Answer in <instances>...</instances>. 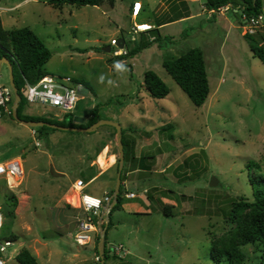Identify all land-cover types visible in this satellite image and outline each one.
I'll list each match as a JSON object with an SVG mask.
<instances>
[{
	"label": "rangeland",
	"instance_id": "374dc122",
	"mask_svg": "<svg viewBox=\"0 0 264 264\" xmlns=\"http://www.w3.org/2000/svg\"><path fill=\"white\" fill-rule=\"evenodd\" d=\"M134 1L115 0L113 7L106 1L99 6L65 4L55 10L38 2L19 8L36 9L44 19L47 35L42 40L51 50L46 72L89 86L71 113L82 114L85 124L97 106L98 119L118 122L125 140L132 146L136 142L134 150L125 147L126 158L132 151L136 156L149 155L144 163L153 162L158 168L132 180L128 171L139 159L125 161L124 204L110 215L105 241L121 243L126 253L107 254L104 264H261L260 244H242L238 236L236 222L243 214L236 221L224 218L238 198L252 200L250 176L264 175V64L249 46L250 40L259 44L260 35L244 37L239 14L205 19L200 1L188 4L194 15L186 22H172L183 17L184 0H137L141 8L132 17ZM141 20L168 22L159 28L162 47L153 43L132 57L114 56L118 45L110 40L122 38L129 49L141 37L131 41L130 27ZM105 46L109 52L103 50ZM192 47L202 50L209 80V95L201 106L191 103L162 66L164 59ZM117 62L122 70L115 68ZM147 69L168 87L165 97L153 98L144 88ZM0 84L9 86L2 77ZM30 107L47 117L64 115L49 105ZM6 122L10 127H5ZM20 124L10 112L0 119V162L18 158L23 166L20 185L12 190L0 177L2 237L12 242L1 253L5 264H18L15 256L22 248L29 249L40 264H101V259L94 258L92 243L82 246L73 239L79 208L72 184L81 176L91 180L98 166L108 167L109 155H114V168L107 178L110 184L102 181L103 173L82 192L100 195L114 188L119 157L115 127L105 124L92 132L43 134L36 127L24 131ZM161 128L167 133H159ZM154 129L156 142L139 148L151 142L145 137ZM183 160L186 167L177 169ZM249 161L257 167L249 168ZM212 175L221 186H209ZM147 189L155 200L145 198ZM168 189L172 194L165 192ZM129 192L135 197H126ZM157 198L172 207L171 214L162 212ZM225 249H230V257L222 253Z\"/></svg>",
	"mask_w": 264,
	"mask_h": 264
},
{
	"label": "trees",
	"instance_id": "16d2710c",
	"mask_svg": "<svg viewBox=\"0 0 264 264\" xmlns=\"http://www.w3.org/2000/svg\"><path fill=\"white\" fill-rule=\"evenodd\" d=\"M47 4H50L53 7L60 8L65 4L75 5V6H99L104 1L108 2L110 7L114 6L115 0H45ZM225 4H230L233 8L241 7L240 15L244 14L246 17L257 15L262 12L263 1L262 0H206L203 3L206 9L213 8L217 9L220 6ZM185 13L183 16L188 14V8L185 5ZM162 23L160 22L155 25L152 29L148 30V33H144L139 39L138 42H135L128 50L126 54L117 55L121 59L126 57H132L141 50L148 48L153 43H156L159 48L162 47L164 42L159 33V27ZM255 34L260 35L259 44H255L251 39V35L244 33L243 36L249 39L250 50L253 55L258 57L261 62L264 64V31L258 30ZM252 34V35H255ZM167 42H171V38L166 37ZM51 56V50L45 45L42 39L30 28L20 27L11 30H5L2 28L0 23V57H6L12 65V75L13 82L17 91L21 97L19 105L17 107V114L20 119L23 120H33V121H45L49 123H55L61 126H89L95 122L98 117L94 113L97 109V106L93 108L92 117L85 124H73L72 120L74 115L71 112H68L63 115V117H47L43 115H25L22 114L23 108L26 105V100L24 98L22 89L25 86L26 82L34 83L42 76L46 75L47 72L44 69V64L48 61ZM162 66L166 72L172 77L176 84L181 88V90L187 95L191 103L195 106H201L209 95V80L207 76V70L205 67V61L203 52L198 47H192L181 53L180 55L174 58L164 59L162 61ZM79 83H82L86 87L88 84L85 81L76 80ZM143 86L153 98H163L169 93V89L164 83V81L157 75V73L151 69H147L143 73ZM12 102V101H11ZM11 116V109H10ZM12 117V116H11ZM38 133H46L48 131L58 130L56 128L49 127L47 125H42L36 127ZM166 130L161 128L158 132L163 134ZM122 133V144H123V167L120 175V191L117 196V201L113 208L109 212L108 225L111 222L110 215L112 212L121 206L123 203V190L122 182L125 180L126 168L125 161L128 160L125 154V147L132 146L129 141H126ZM164 135V134H163ZM167 138L171 139L172 135L168 134ZM134 145V143H133ZM133 147V146H132ZM150 158L149 155L140 156L139 168L140 170H150L155 168L153 162L144 163L146 158ZM119 159V158H118ZM118 162V160H117ZM249 168L257 167L255 161H249L247 163ZM186 167V160H183L180 163L179 168ZM118 169V163L116 166ZM183 174V173H182ZM179 175H181L179 173ZM85 181H89V178L81 176ZM179 180V179H177ZM250 183L252 185V200L247 198H238L231 204L229 213L224 216V218L236 221L241 214H243L241 220L236 222L238 236L242 241V244L246 243H255L258 242L261 246V256L260 262L264 264V175L250 176ZM180 181V180H179ZM152 189H157L153 187ZM113 189L109 193H112ZM158 191V190H157ZM147 200H155L150 192L151 189L146 191ZM159 192V191H158ZM165 192L171 193V190H166ZM164 193V192H162ZM184 195H182L183 197ZM161 203V210L165 215L171 214V206H168L162 202L161 198H157ZM4 216V215H3ZM106 228V229H107ZM3 233V232H2ZM106 233V230H105ZM106 239V234H105ZM106 243V241H105ZM230 249H225L222 251L223 254H231ZM214 260H217L214 254H212ZM230 257V256H229ZM18 264H39L34 255L27 249L22 248L18 251L15 256ZM107 250L104 251L103 260H107Z\"/></svg>",
	"mask_w": 264,
	"mask_h": 264
},
{
	"label": "built area",
	"instance_id": "2783aa9c",
	"mask_svg": "<svg viewBox=\"0 0 264 264\" xmlns=\"http://www.w3.org/2000/svg\"><path fill=\"white\" fill-rule=\"evenodd\" d=\"M141 3L135 1L132 4L131 16H135L139 13ZM206 15L211 17L216 13H228L231 10L230 4H225L217 9L209 8L204 9ZM231 12V11H230ZM243 22L244 33L249 35L255 34L260 28L264 26V14L260 12L257 15L246 17L244 14L241 16ZM152 29V25L146 22L133 23L130 27V40L135 42L143 33ZM119 39L112 38L110 44L117 46ZM118 47V46H117ZM125 47V40L123 47H118L113 51V55H121L127 53ZM82 86L81 83L75 81L70 76H53L46 74L39 78L34 83L26 82L22 89L26 103L29 104H41L49 105L51 107L58 108L63 114L72 112L77 101L82 95L79 94L78 88ZM13 100V90L8 85L0 84V119L5 112H10V103ZM23 176V166L21 159L8 158L0 162V177H3L6 185L11 190L20 185V179ZM87 182L83 178H76L73 182V187L77 191L76 206L79 208V215L76 218L75 230L73 233V239L78 245H88L92 243L95 247L94 258L96 261H100L101 255L97 250V239L99 240L100 226L108 223L109 213L106 212V206L110 201L111 193L109 191H103L101 195H90L82 192L87 186ZM127 197H135L132 192L125 194ZM108 217V219H107ZM3 227V214L0 212V264H5L6 261L2 258L3 253L7 246L12 242L9 239L2 237ZM96 244V246H95ZM108 250L107 254H117L123 256L126 253L121 243L112 245L107 244L104 241V250Z\"/></svg>",
	"mask_w": 264,
	"mask_h": 264
},
{
	"label": "crops",
	"instance_id": "0c3cea01",
	"mask_svg": "<svg viewBox=\"0 0 264 264\" xmlns=\"http://www.w3.org/2000/svg\"><path fill=\"white\" fill-rule=\"evenodd\" d=\"M137 1V0H136ZM196 1H200V5H199V8L201 9L202 12H205V6L203 5V0H184L185 2V5L186 7L188 8V4L191 3V2H196ZM263 1V6H262V12L264 14V0ZM41 3L43 4V6H51L50 4H47L45 0H18L17 2H11V0H0V23H1V26L2 28H4L5 30H11V29H15V28H20V27H28L30 28L31 30H33L41 39L44 40L43 36L42 35H47V33L44 31L43 29V22H44V19L41 18V16L36 12V9H31V8H27V9H22V10H19L20 6L23 4V3ZM135 2V1H134ZM35 5H32V7H34ZM239 8H241L239 5H238ZM238 7L236 8H233L231 6V12L235 15V14H239L240 16V20L242 19L241 18V15H240V9H238ZM49 8H54L53 10H55L56 7H49ZM61 8V7H60ZM131 8H132V5H131ZM230 11L228 13H230ZM206 13V12H205ZM218 14V15H216ZM216 14H213L211 17H208L207 15L205 16V19L207 20H211L213 18H215L214 16L216 17H220L222 15H225V14H222V13H216ZM138 15V14H137ZM194 14L190 13L189 10H188V14L186 16H183V17H180L176 20H173L172 22H177V21H188L190 20L192 17H193ZM202 15V14H201ZM134 17V16H132ZM137 17V16H136ZM41 22L42 25H41V28L39 30H37L36 27H38V23ZM141 22H146L148 24H151L152 25V28L155 27V23H152L150 21H146V20H141L139 22H136V23H141ZM243 22V20H242ZM168 23V22H167ZM167 23H162L160 26H158L159 28L162 26V25H165ZM259 30H263L264 31V26L262 27V29L260 28ZM242 34V33H241ZM144 35V33L142 34ZM141 35V36H142ZM42 40V41H43ZM106 47V46H105ZM1 58V57H0ZM49 60V59H48ZM44 67V66H43ZM45 69V68H44ZM48 74V73H47ZM0 77H2L4 79V81H10V76H9V67L8 65L5 63V62H0ZM75 81L77 80L76 78H73ZM82 84V83H81ZM83 85V84H82ZM9 86H10V83H9ZM85 86V85H84ZM11 87V86H10ZM145 88V87H144ZM88 89H89V86L87 87V93H88ZM86 93V95H87ZM83 96L80 97V99L82 98ZM142 98V97H141ZM35 104H29V103H26V105L24 106L23 108V111H22V114H25V115H43V116H49L48 115H45V113H41L40 111H38L37 109H34L33 107H30V106H33ZM74 116H82L84 118V116L82 114H74ZM89 117H92V116H89ZM88 119V117H86ZM89 120V119H88ZM84 122V121H83ZM82 122V123H83ZM82 123H79V124H82ZM5 127L8 128L10 127V123L6 122L4 123ZM22 126H24V129L22 130H26L27 128H29L28 126L26 125H23V124H20ZM19 125V126H20ZM59 130V129H58ZM28 132V131H27ZM157 129H154V130H149V132L147 133L148 136H146L145 138L149 140L150 143L148 144H140L139 145V148H142L143 146L144 147H147V146H151L152 143H155L156 140H155V136H157ZM108 145V144H107ZM136 147V142H134V145H133V150L135 149ZM110 157V162H109V165L108 167H106L105 169H102L98 163V171L97 173H95V176L92 177V179L90 180L89 179V182H87V186L95 179L97 178H100V175L104 173V175H102V181L106 184H110V181L107 179L110 172L113 170L114 168V163H115V156L114 155H109ZM140 158V156H136V154L133 153V151L128 155V161L130 160H136ZM98 159V157H97ZM97 161V160H96ZM139 163H140V160H138L137 162V166L134 167L133 169H130L128 171V174H130V178L132 180H138L142 175H145V173L147 172H154L156 171L158 168H153V169H150V170H140V166H139ZM155 167V166H154ZM96 171V169H94ZM125 186H126V182L125 180H123L122 182V187L125 189ZM86 188V187H85ZM145 191V190H144ZM110 192V191H109ZM102 194V193H101ZM100 194V195H101ZM93 195H97L99 196L98 194H93ZM126 196V195H125ZM127 197V196H126ZM162 200V199H161ZM124 203L121 204V206L123 205ZM75 208V207H74ZM114 212V211H113ZM75 230V229H74ZM43 244H47L46 242H43ZM31 248V247H30ZM29 250V249H28ZM40 255V254H39ZM40 264V263H39Z\"/></svg>",
	"mask_w": 264,
	"mask_h": 264
},
{
	"label": "water",
	"instance_id": "95a60500",
	"mask_svg": "<svg viewBox=\"0 0 264 264\" xmlns=\"http://www.w3.org/2000/svg\"><path fill=\"white\" fill-rule=\"evenodd\" d=\"M203 2H206V0H203ZM124 44V39H119L118 41V47L122 48ZM104 51H110V47L106 46L103 47ZM0 62H5L8 67H9V76H10V86L13 90V101H12V105H11V116L19 123H22L26 126L29 127H38V126H42V125H47L49 127L52 128H56L59 130H66V131H77V132H92L94 131L97 127H99L100 125H111L113 127H115L116 129V141H117V145H118V152H119V159H118V169L116 172V182H115V186L113 188V191L111 193V198L109 203L106 206V212L109 213L110 210L113 208V206L115 205L116 201H117V196L119 194L120 191V175H121V170L123 167V159H124V155H123V144H122V133H121V125L118 122L112 121V120H107V119H97L95 122H93L92 124H90L89 126H61V125H57L55 123H49V122H45V121H33V120H23L20 119L18 114H17V107L19 105L20 102V95L17 91V88L15 87V84L13 82V75H12V65L9 62V60L6 57H1L0 58ZM78 92L80 95H86L87 93V87L82 85L78 88ZM73 120L78 122V123H82L84 121L83 117L80 116H74ZM210 187H217V186H221V182L219 181V179L215 176L212 175L209 179L208 182ZM108 219V217H107ZM106 225L104 224L103 226H100V234H99V240L97 243V250L101 255V264H104V241H105V230H106Z\"/></svg>",
	"mask_w": 264,
	"mask_h": 264
},
{
	"label": "clouds",
	"instance_id": "9594fccd",
	"mask_svg": "<svg viewBox=\"0 0 264 264\" xmlns=\"http://www.w3.org/2000/svg\"><path fill=\"white\" fill-rule=\"evenodd\" d=\"M115 68H116L117 70H122V69H123V65H122L120 62H117V63L115 64ZM101 79H103V77H101Z\"/></svg>",
	"mask_w": 264,
	"mask_h": 264
}]
</instances>
